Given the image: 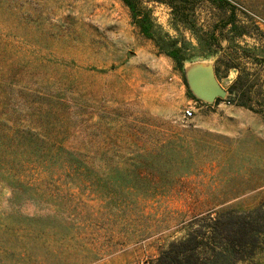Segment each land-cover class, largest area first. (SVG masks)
<instances>
[{
  "label": "rangeland",
  "instance_id": "374dc122",
  "mask_svg": "<svg viewBox=\"0 0 264 264\" xmlns=\"http://www.w3.org/2000/svg\"><path fill=\"white\" fill-rule=\"evenodd\" d=\"M226 1L246 38L215 48L227 96L206 105L118 0H0V264H153L190 234L205 248L222 214L264 234V0ZM228 17L196 9L203 34ZM235 83L250 109L230 102ZM235 254L264 264V238Z\"/></svg>",
  "mask_w": 264,
  "mask_h": 264
},
{
  "label": "trees",
  "instance_id": "16d2710c",
  "mask_svg": "<svg viewBox=\"0 0 264 264\" xmlns=\"http://www.w3.org/2000/svg\"><path fill=\"white\" fill-rule=\"evenodd\" d=\"M129 12L132 24L139 30L140 34L148 41L155 44L160 54L172 59L177 70L181 73L184 84V64L195 60H211L217 51L221 50V43L227 40L228 36L223 35V31L229 27V35L232 38L245 35L243 29L236 25V16L234 6L226 0H118ZM202 3H208L218 10L229 12L228 19L214 27L212 32L203 34L197 26L196 9ZM150 4L162 5L170 10L171 27L178 32L179 28L188 31L194 37H197L199 48L189 49L185 44L180 46L179 39H170L168 34L164 33L159 26L155 24L153 11ZM188 49L191 50L188 52ZM232 49V48H231ZM248 56L250 53H246ZM254 57V56H253ZM264 61V59L262 60ZM216 74V70H215ZM188 89V88H187ZM189 91V90H188ZM189 98L196 101L189 92ZM230 102L233 105L250 109L248 106L249 92L242 90L233 84L230 88ZM217 99L215 103L220 102ZM256 212V211H255ZM255 214V213H254ZM210 219L208 226L209 240L204 247L197 245L191 246L190 242L194 240L190 234L180 245L182 249L176 250L172 245L167 252L162 253L153 264H236L243 261L235 254L237 247L243 250L252 248L264 234L259 235L251 222V215L248 217H232L224 215ZM253 220V219H252ZM256 231V232H255ZM258 232V233H257ZM205 239V238H204ZM217 240V241H216ZM189 244V247L186 245ZM201 251L199 254L198 252ZM238 258V259H237Z\"/></svg>",
  "mask_w": 264,
  "mask_h": 264
},
{
  "label": "water",
  "instance_id": "95a60500",
  "mask_svg": "<svg viewBox=\"0 0 264 264\" xmlns=\"http://www.w3.org/2000/svg\"><path fill=\"white\" fill-rule=\"evenodd\" d=\"M211 60H195L184 64V78L189 92L206 105L227 96V92L217 81Z\"/></svg>",
  "mask_w": 264,
  "mask_h": 264
},
{
  "label": "crops",
  "instance_id": "0c3cea01",
  "mask_svg": "<svg viewBox=\"0 0 264 264\" xmlns=\"http://www.w3.org/2000/svg\"><path fill=\"white\" fill-rule=\"evenodd\" d=\"M231 37V35L228 37V39ZM241 39H245L246 36L243 35L242 37H240ZM232 40L231 38L229 39V42L232 44V42L230 41ZM227 41V40H226ZM240 50H242L243 52H245L246 46H244V44H241V48H239ZM252 51H255L254 49ZM254 58L262 61L264 59V50H257V52L254 53Z\"/></svg>",
  "mask_w": 264,
  "mask_h": 264
},
{
  "label": "built area",
  "instance_id": "2783aa9c",
  "mask_svg": "<svg viewBox=\"0 0 264 264\" xmlns=\"http://www.w3.org/2000/svg\"><path fill=\"white\" fill-rule=\"evenodd\" d=\"M200 104H203L202 102H198ZM194 110L192 108H188L184 111L183 113V118L184 119H190L193 116ZM141 264H149L148 262H142Z\"/></svg>",
  "mask_w": 264,
  "mask_h": 264
}]
</instances>
